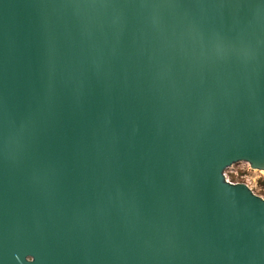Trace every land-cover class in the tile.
Instances as JSON below:
<instances>
[{
	"label": "water",
	"instance_id": "95a60500",
	"mask_svg": "<svg viewBox=\"0 0 264 264\" xmlns=\"http://www.w3.org/2000/svg\"><path fill=\"white\" fill-rule=\"evenodd\" d=\"M264 0H0V264H264Z\"/></svg>",
	"mask_w": 264,
	"mask_h": 264
},
{
	"label": "rangeland",
	"instance_id": "374dc122",
	"mask_svg": "<svg viewBox=\"0 0 264 264\" xmlns=\"http://www.w3.org/2000/svg\"><path fill=\"white\" fill-rule=\"evenodd\" d=\"M225 179L230 183H243L252 192L264 198V185H262L264 174L251 170L244 163H236L224 171Z\"/></svg>",
	"mask_w": 264,
	"mask_h": 264
},
{
	"label": "trees",
	"instance_id": "16d2710c",
	"mask_svg": "<svg viewBox=\"0 0 264 264\" xmlns=\"http://www.w3.org/2000/svg\"><path fill=\"white\" fill-rule=\"evenodd\" d=\"M262 185H264V178H263V182H262Z\"/></svg>",
	"mask_w": 264,
	"mask_h": 264
}]
</instances>
